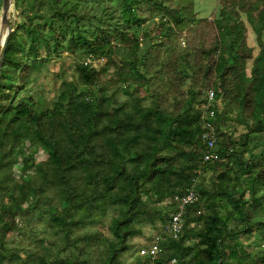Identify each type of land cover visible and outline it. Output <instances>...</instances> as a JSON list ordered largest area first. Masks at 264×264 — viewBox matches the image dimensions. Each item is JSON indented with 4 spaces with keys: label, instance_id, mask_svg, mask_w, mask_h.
<instances>
[{
    "label": "trees",
    "instance_id": "obj_1",
    "mask_svg": "<svg viewBox=\"0 0 264 264\" xmlns=\"http://www.w3.org/2000/svg\"><path fill=\"white\" fill-rule=\"evenodd\" d=\"M13 3L0 71V264H264V0H218L212 21L195 0ZM65 52L75 79L52 99L33 94L38 69ZM206 118L216 161H204ZM29 140L47 159L34 160ZM190 188L198 197L175 236L165 225ZM35 222L54 241L8 240ZM145 223L162 228L139 248L130 240ZM156 236L157 259L142 255Z\"/></svg>",
    "mask_w": 264,
    "mask_h": 264
},
{
    "label": "rangeland",
    "instance_id": "obj_2",
    "mask_svg": "<svg viewBox=\"0 0 264 264\" xmlns=\"http://www.w3.org/2000/svg\"><path fill=\"white\" fill-rule=\"evenodd\" d=\"M14 2V0H13ZM220 5H218V0H195V10H196V15L197 17L200 18H208L211 20L214 18V16L218 13ZM15 6L14 3L12 4L11 10H10V19H14L15 15ZM242 17L245 18L246 14L244 11H242ZM212 21V20H211ZM147 28L149 25L146 26ZM0 45L2 44L4 38H5V33L4 29L1 30L0 32ZM249 40L251 45L255 47L254 53L256 54L259 50L257 46V41L255 38V34L253 33L252 29L250 28V36ZM123 51V49H122ZM121 55H118V58H120ZM90 59H87L86 61H89ZM97 67L102 64L103 61L101 60H92ZM74 56L68 52H65L62 54L60 57H55L50 60H48L45 65L38 69V71L35 73V77H38V80L34 82L30 86V91L33 94L44 96L47 98V100L52 99L54 94L57 92L56 89L60 85L62 78H66L69 80H74L75 79V74H74ZM251 68V61L248 62V71ZM241 129V127H239ZM237 135V134H235ZM30 148L31 152L33 154L34 160L36 162H40L42 160L47 159L48 153L46 149H44L43 144L40 140H29L27 143ZM33 167L31 168V172L33 171ZM29 171V172H30ZM14 175L16 178L25 176L26 178H29V174H23L20 166L16 165L14 167ZM162 204H165L164 202ZM110 215L105 219V223L101 224L98 226V228H103L105 233H108L107 230V225L110 222ZM20 221L19 223H21ZM45 223H39L35 222V229L36 230H23L19 231V234L16 232H11L9 235L8 240L10 242L12 241H17L18 243L23 244L24 247L28 248L29 243L31 241H35V244L38 248L42 247V244L40 243L41 239H45L46 241H54V238L52 237L51 232L48 230L46 234L42 233V230L44 229ZM158 227H154L151 224L145 223L143 227V234L139 236H135L131 238L130 242L133 244H136L139 246L144 245V243L147 241V238L153 236L154 234L159 231L162 226L160 224H157ZM248 237H243V239H246ZM9 246V245H8ZM28 246V247H27ZM100 249H98L99 252ZM39 251H42L40 249ZM96 255L98 254L95 252ZM141 253V252H140ZM27 255V253H25ZM99 255V254H98ZM144 255V254H143ZM138 256V250L137 251H128L125 252L122 256V259L127 262H135Z\"/></svg>",
    "mask_w": 264,
    "mask_h": 264
},
{
    "label": "built area",
    "instance_id": "obj_3",
    "mask_svg": "<svg viewBox=\"0 0 264 264\" xmlns=\"http://www.w3.org/2000/svg\"><path fill=\"white\" fill-rule=\"evenodd\" d=\"M89 61H91V59ZM213 97H214V91L211 90L209 94V98L212 99ZM209 116L211 118L214 117V111H210ZM205 127H206V131L202 135L203 142L206 146V150L204 152V161L205 162L212 160L216 161L217 159H219V153L217 152V144H218L219 136L216 130V123H214L213 120L211 119L208 120V118H206ZM197 197L198 195L196 194V191L193 188L187 189L185 195L177 194L175 196V201L177 203V206L179 207V210L178 212L172 214L170 222H168L165 225L166 232L173 234L175 236H177L180 233L183 227V223L185 221L184 215L186 212V207L191 202H194L197 199ZM159 238L160 236H156L150 248H142L140 250L141 254L150 255L152 259H157L159 253V246H158ZM169 264H177V259L172 258L169 261Z\"/></svg>",
    "mask_w": 264,
    "mask_h": 264
},
{
    "label": "water",
    "instance_id": "obj_4",
    "mask_svg": "<svg viewBox=\"0 0 264 264\" xmlns=\"http://www.w3.org/2000/svg\"><path fill=\"white\" fill-rule=\"evenodd\" d=\"M12 4H13V0H4L1 16H0V31L2 29H7L5 38L2 44L0 45V71L4 63L5 53L8 47L10 35L14 31V28L10 24V10Z\"/></svg>",
    "mask_w": 264,
    "mask_h": 264
},
{
    "label": "crops",
    "instance_id": "obj_5",
    "mask_svg": "<svg viewBox=\"0 0 264 264\" xmlns=\"http://www.w3.org/2000/svg\"><path fill=\"white\" fill-rule=\"evenodd\" d=\"M3 1H4V0H2V7H3ZM1 11H2V8H1ZM0 16H1V13H0ZM0 32H1V31H0ZM1 38H2V37H0V39H1Z\"/></svg>",
    "mask_w": 264,
    "mask_h": 264
},
{
    "label": "bare ground",
    "instance_id": "obj_6",
    "mask_svg": "<svg viewBox=\"0 0 264 264\" xmlns=\"http://www.w3.org/2000/svg\"><path fill=\"white\" fill-rule=\"evenodd\" d=\"M4 33H5V35H6V33H7V29H4Z\"/></svg>",
    "mask_w": 264,
    "mask_h": 264
}]
</instances>
